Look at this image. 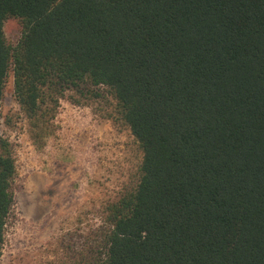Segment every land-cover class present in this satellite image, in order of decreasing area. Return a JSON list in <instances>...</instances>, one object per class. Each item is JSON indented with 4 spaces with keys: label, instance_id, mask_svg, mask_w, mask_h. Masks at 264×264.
I'll use <instances>...</instances> for the list:
<instances>
[{
    "label": "trees",
    "instance_id": "16d2710c",
    "mask_svg": "<svg viewBox=\"0 0 264 264\" xmlns=\"http://www.w3.org/2000/svg\"><path fill=\"white\" fill-rule=\"evenodd\" d=\"M12 70L38 148L109 95L142 151L76 264H264V0H0V119ZM16 172L0 137V261Z\"/></svg>",
    "mask_w": 264,
    "mask_h": 264
},
{
    "label": "rangeland",
    "instance_id": "374dc122",
    "mask_svg": "<svg viewBox=\"0 0 264 264\" xmlns=\"http://www.w3.org/2000/svg\"><path fill=\"white\" fill-rule=\"evenodd\" d=\"M4 31L16 45L23 23L8 18ZM1 111L0 137L13 145L17 172L0 264H76L98 249L105 206L138 183L141 148L125 123L108 116L109 95L89 105L63 99L41 148L16 99L13 70Z\"/></svg>",
    "mask_w": 264,
    "mask_h": 264
}]
</instances>
